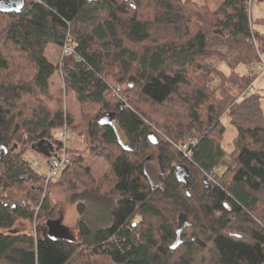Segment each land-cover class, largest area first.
<instances>
[{
  "label": "trees",
  "instance_id": "16d2710c",
  "mask_svg": "<svg viewBox=\"0 0 264 264\" xmlns=\"http://www.w3.org/2000/svg\"><path fill=\"white\" fill-rule=\"evenodd\" d=\"M5 1L0 146L12 151L0 150V264H264V115L260 97L244 94L264 52V17L253 19L251 6L264 0L214 9L196 0ZM67 36L73 53L52 63L46 50ZM57 74L65 89L55 96ZM225 115L236 132L228 154ZM68 134L109 165L103 176L66 145ZM40 141L52 155L66 146L70 162L47 183L26 158ZM152 160L159 184L146 171ZM55 188L72 195L75 238L50 235ZM177 228L183 243L172 251Z\"/></svg>",
  "mask_w": 264,
  "mask_h": 264
},
{
  "label": "rangeland",
  "instance_id": "374dc122",
  "mask_svg": "<svg viewBox=\"0 0 264 264\" xmlns=\"http://www.w3.org/2000/svg\"><path fill=\"white\" fill-rule=\"evenodd\" d=\"M220 1L221 0H196L199 5H205L207 7H210L211 9H214ZM1 8H19V3H17L15 0H9L8 4L2 5ZM251 16L253 19H256L258 17H264V2H254L252 4ZM60 53V47L51 45L46 50L45 54L52 63L59 64ZM260 56L261 61L264 62V52ZM218 67L224 69L222 67V64H219ZM245 71L246 67L244 66H240L237 68V73L239 74H243ZM255 73L257 77L255 78L251 89L253 93L257 94L260 97V107L264 115V73L262 75H260L256 71ZM64 89L65 85L62 80V77L59 74L55 75L51 86L52 95L56 96L60 90L64 92ZM65 102L67 104L68 111H70V113L74 115L77 121L79 118V110L74 100V97L72 95H65ZM139 106L143 108V110H146L148 112L152 110L151 107L147 104H139ZM221 122L225 127V132L223 134L221 145L226 154H228L232 149V140L235 137L236 132L235 128L229 123L228 116H223ZM117 134L121 143L125 145L127 141L124 133L118 129ZM192 136H195V132L187 127L185 139ZM66 139V145H68V147L74 149L75 151L83 155L84 165L85 167L89 168L90 172L92 173V176L95 179H99L107 172V170L109 169V165L102 158L95 157L90 151H87L80 138L68 134ZM26 158L34 162V168L40 174L45 175L49 172V169L45 166L46 160L44 159V156H42L38 151H29L26 154ZM228 163V159L223 160L218 172H222L225 165H228ZM146 171L154 184L160 183V167L157 160L148 161ZM49 196L51 201L56 205L55 216L53 218L54 221L52 223L53 229L50 231V235L52 237H60L58 235L63 234L68 238H75L77 236V224L79 217L76 211V205L72 201L71 193L61 188H55L50 191ZM90 199H86L88 203H98L96 199ZM91 218V220L95 221L93 215ZM97 261L99 262V264H112L110 260L106 257H99L97 258Z\"/></svg>",
  "mask_w": 264,
  "mask_h": 264
},
{
  "label": "built area",
  "instance_id": "2783aa9c",
  "mask_svg": "<svg viewBox=\"0 0 264 264\" xmlns=\"http://www.w3.org/2000/svg\"><path fill=\"white\" fill-rule=\"evenodd\" d=\"M60 49H61L60 61H62V59L64 57L69 56L73 53V51L71 49L70 38L68 36L65 38L63 45L61 46ZM59 63H61V62H59ZM251 67L254 71L258 72L260 75L264 73V62L263 61L252 64ZM118 91H119V89L116 90V92H118ZM251 92H252L251 89H247L244 94L249 95ZM59 135L65 139V131L61 132ZM186 142H187V144L191 145L192 147L195 145V140L191 137H188ZM50 160H51V162L57 161V165L56 166L52 165L51 167L46 166L49 169V172L47 174H45V182L46 183L48 182V180L50 178H52L53 176H56L59 173L61 168H63L66 165H69L70 162H69V157H68L66 146H63L56 153H54V156H52ZM37 209H38V207H37Z\"/></svg>",
  "mask_w": 264,
  "mask_h": 264
},
{
  "label": "water",
  "instance_id": "95a60500",
  "mask_svg": "<svg viewBox=\"0 0 264 264\" xmlns=\"http://www.w3.org/2000/svg\"><path fill=\"white\" fill-rule=\"evenodd\" d=\"M3 4H8V0L5 1V2H2ZM132 85H130L131 87ZM37 148H38V152L40 154H42L44 157L48 158V159H51L52 156V151H53V147L51 146V144L49 143H46L45 141H40L36 144ZM13 148H16V146H14ZM34 149V147H32ZM3 149L5 152H7L8 150L12 151V148L8 149L5 145H1L0 146V150ZM52 165L56 166L57 165V161H52ZM185 175V170L184 172H182V177H184ZM52 223H50V226H52ZM52 228V227H51ZM181 233H182V229L180 228H177L176 229V234H175V237L170 245V249L172 251L176 250L182 243H183V239H182V236H181Z\"/></svg>",
  "mask_w": 264,
  "mask_h": 264
},
{
  "label": "crops",
  "instance_id": "0c3cea01",
  "mask_svg": "<svg viewBox=\"0 0 264 264\" xmlns=\"http://www.w3.org/2000/svg\"><path fill=\"white\" fill-rule=\"evenodd\" d=\"M223 65V64H222ZM224 69H221L220 68V70L221 71H224V72H227V70H226V68L224 67V66H222ZM262 75V74H261ZM53 81V80H52ZM52 227V226H51ZM53 229V227L51 228V230ZM58 236H65V235H63V234H60V235H58Z\"/></svg>",
  "mask_w": 264,
  "mask_h": 264
},
{
  "label": "flooded vegetation",
  "instance_id": "af4514ba",
  "mask_svg": "<svg viewBox=\"0 0 264 264\" xmlns=\"http://www.w3.org/2000/svg\"><path fill=\"white\" fill-rule=\"evenodd\" d=\"M53 155H54V153H53Z\"/></svg>",
  "mask_w": 264,
  "mask_h": 264
}]
</instances>
